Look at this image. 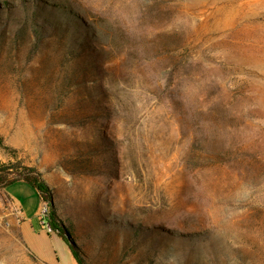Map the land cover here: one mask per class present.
I'll use <instances>...</instances> for the list:
<instances>
[{
    "label": "rangeland",
    "instance_id": "374dc122",
    "mask_svg": "<svg viewBox=\"0 0 264 264\" xmlns=\"http://www.w3.org/2000/svg\"><path fill=\"white\" fill-rule=\"evenodd\" d=\"M24 175L88 264H264V0H0V264H73Z\"/></svg>",
    "mask_w": 264,
    "mask_h": 264
},
{
    "label": "crops",
    "instance_id": "0c3cea01",
    "mask_svg": "<svg viewBox=\"0 0 264 264\" xmlns=\"http://www.w3.org/2000/svg\"><path fill=\"white\" fill-rule=\"evenodd\" d=\"M19 181L28 183V182H26L24 180H19ZM35 189L37 190V193H38V195H39V197L41 199V202H42L43 200L41 198V195H40L38 189L37 188H35ZM9 196L11 197V199L13 200V202L17 206H19L20 209H21V213H22L23 219H24V222L22 223V226H21V230H22V233H23L24 240L26 241V243L28 244V246L38 256H40L41 258H43L45 260L52 261L53 260L52 259L53 250H52V248L49 246V244L47 242H48V239L51 236V233H55V232H50L48 230L42 231V232H44L43 234L45 236H43V238H45L46 242L40 241L39 240L40 234L39 235L37 234V229H39L41 226H40L39 219H38V222H36L37 221V217H36L37 211L36 210L34 212H31L30 210L27 211L26 208H25V203H23V201H21L17 196L16 197H12L11 195H9ZM34 221H35V223H34ZM64 243L66 244L65 241H64ZM66 246L68 247V249L71 252V249L69 248V246L67 244H66ZM72 256H73V254H72ZM72 261H73V264H77V261L75 260L74 257H73V260Z\"/></svg>",
    "mask_w": 264,
    "mask_h": 264
},
{
    "label": "trees",
    "instance_id": "16d2710c",
    "mask_svg": "<svg viewBox=\"0 0 264 264\" xmlns=\"http://www.w3.org/2000/svg\"><path fill=\"white\" fill-rule=\"evenodd\" d=\"M4 180L5 178L0 179V183H2ZM19 180H24L29 184H31L33 187L38 189L42 200L48 203V207H49L48 224L52 229L51 232H55L66 242V244L71 249L73 257L75 258L78 264H88V262L85 260V258L82 256L79 249L77 248L76 243L71 238L70 233L59 220L56 211L54 210V208H52L51 192L48 184L43 179H41L39 175H24L18 179H13L9 182H6L4 184L5 189L10 184Z\"/></svg>",
    "mask_w": 264,
    "mask_h": 264
},
{
    "label": "built area",
    "instance_id": "2783aa9c",
    "mask_svg": "<svg viewBox=\"0 0 264 264\" xmlns=\"http://www.w3.org/2000/svg\"><path fill=\"white\" fill-rule=\"evenodd\" d=\"M42 207L40 209L39 215H38V219L40 222V226L43 229H48V217H49V211H48V207H47V203L46 201H42Z\"/></svg>",
    "mask_w": 264,
    "mask_h": 264
},
{
    "label": "water",
    "instance_id": "95a60500",
    "mask_svg": "<svg viewBox=\"0 0 264 264\" xmlns=\"http://www.w3.org/2000/svg\"><path fill=\"white\" fill-rule=\"evenodd\" d=\"M48 229H49V231L51 232L52 231V229H51V227H50V225L48 224Z\"/></svg>",
    "mask_w": 264,
    "mask_h": 264
},
{
    "label": "bare ground",
    "instance_id": "6f19581e",
    "mask_svg": "<svg viewBox=\"0 0 264 264\" xmlns=\"http://www.w3.org/2000/svg\"><path fill=\"white\" fill-rule=\"evenodd\" d=\"M47 203V202H46ZM47 207H48V203H47ZM48 211H49V207H48Z\"/></svg>",
    "mask_w": 264,
    "mask_h": 264
}]
</instances>
